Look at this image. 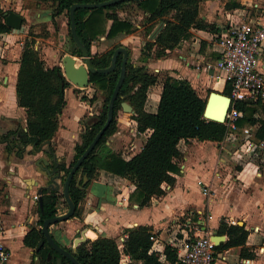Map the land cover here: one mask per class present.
Listing matches in <instances>:
<instances>
[{
	"label": "trees",
	"instance_id": "trees-1",
	"mask_svg": "<svg viewBox=\"0 0 264 264\" xmlns=\"http://www.w3.org/2000/svg\"><path fill=\"white\" fill-rule=\"evenodd\" d=\"M53 8L52 18L64 12L67 18V29L70 46L73 52L82 56L81 50L74 43L69 29V7L73 3L98 2L103 0H44ZM201 0H122L113 4L95 8H77L75 10L76 30L80 40L91 56L90 62L96 68L109 65L117 44L100 54H91L92 42L100 37L111 39L119 34H130L135 30L133 21L119 15L118 10L126 5H135L144 13L145 33L149 35L160 21L163 26L153 39L145 40L140 49L139 60L146 61L149 57L160 58L169 50L177 47L184 39L189 38L192 28L204 29L217 33L214 23H210L199 16ZM239 1L229 0L225 8H240ZM4 11L0 9V32L10 29L3 21ZM36 36L30 31L23 41V49L19 59V68L15 85L17 103L26 113V131L19 140L30 143L37 152L41 146L50 143L59 128V116L66 104L65 89L73 83L65 75L61 65L48 66L41 56L40 50L35 48ZM128 51V50H127ZM219 56L216 58L218 60ZM122 54L117 56L116 66L109 73H89V84L106 91V97L101 112L93 117L79 134V142L74 146L71 162L55 163L52 166L54 174H59L60 185L73 163L81 155L90 141L106 120L109 98L112 94L120 73ZM136 63L130 59L126 62V74L119 89L114 104L113 118L103 132L94 148L82 161L69 185L71 198L75 203L73 216L80 214V202L87 193V187L95 179L99 170H104L127 178L134 185L130 198L138 206L149 205L154 197L164 194L162 183L170 186L175 184V174L180 171L182 153L178 149L180 140L197 141L211 140L220 142L226 136L228 127L224 122H218L203 117L206 99L201 97L189 80L175 77L167 72H148L146 65ZM81 64V63H80ZM161 82V91L157 110L147 111L144 107L147 90ZM81 87H77L79 89ZM211 91V90H209ZM231 94V87L225 83L222 91ZM128 102L133 110V118L139 131L150 130L146 140L138 152L131 156H124L120 151L111 149L106 141L116 131V112L121 102ZM231 107L242 112L236 120L238 128L252 127V139L264 142V101L263 99L235 100ZM15 132L0 134V141L5 142V150L9 151ZM87 181L81 186L83 175ZM78 175L80 176L78 179ZM42 208L37 204L38 220L23 236V244L35 249L43 238L41 225L45 218L59 214L60 201L66 205L60 188L42 189ZM67 207V205H66ZM196 220V219H195ZM57 224V223H56ZM125 237L119 245L116 238L97 235L94 231L87 234L86 239L73 250L63 245L51 233L55 241L72 252L82 264H183L178 260L176 248L166 244L162 253L152 250L150 235L153 227L139 224L124 229ZM219 235H226L227 239L215 246L216 250H224L239 246L241 258H251L253 251L246 245L248 230L244 224L228 223L221 218L216 230ZM52 257L48 260L47 254ZM55 250L45 241L34 250L39 264H56ZM163 258V260H161ZM61 264H73L67 257H61Z\"/></svg>",
	"mask_w": 264,
	"mask_h": 264
},
{
	"label": "crops",
	"instance_id": "crops-1",
	"mask_svg": "<svg viewBox=\"0 0 264 264\" xmlns=\"http://www.w3.org/2000/svg\"><path fill=\"white\" fill-rule=\"evenodd\" d=\"M227 1L229 0H201L199 16L214 23L218 32L192 28L189 38L182 40L165 56L149 57L144 62L148 72L164 71L175 77L185 78L205 99L209 90L223 91L225 83L213 67L220 55L219 37L229 25L230 16L237 19V14L247 13L252 19L264 24V0H235L242 7L234 9L225 8ZM45 2L0 0V9L4 13L12 10L23 17L19 29L10 27L9 30L0 32V134L15 132L11 136L13 141L9 151L5 150L6 143L0 141V223L9 249L11 244H15L17 248L24 246L29 252L34 249L26 247L22 239L38 220L37 211H34V206L38 203L32 197L34 194H42L39 190L51 183V176L37 162L41 157L44 158L47 164H42L50 171H53L55 163L64 162L68 165L71 162L74 146L79 142L82 131L81 117L84 112L82 100L76 96L75 106L68 107L67 95L72 93V88L67 87L66 104L59 116V128L50 143L33 153L32 144L19 140L26 131V113L18 105L15 91L19 59L23 41L30 28L40 22H50L51 25L53 8ZM62 15H65L64 12L54 19ZM4 19L3 15V21ZM58 22L61 31L57 42L42 37L45 41L41 46L35 44L48 66L60 65V51L68 35V31L66 33L63 29L67 20L61 19ZM50 25L47 26L49 31L52 29ZM123 35L127 37L128 34ZM134 37L140 41L139 36ZM103 39L100 37L101 41ZM136 40L134 44H139ZM68 47L71 46L68 44ZM135 49L137 51L134 57H139L140 47ZM260 56L259 70L264 73V40ZM208 65L211 68H207ZM161 86V82H158L148 88L144 105L147 111L157 110ZM146 131L147 137L150 130ZM221 146L220 142L211 140H180L178 149L182 158L179 162L180 171L175 174V184L170 186L162 183L164 194L154 197L149 205L142 207L130 198L133 183L125 177L99 170L80 202L79 216L60 221L63 233L68 239H75L78 231L82 234L89 228L91 230L88 233L96 231L118 240L125 235V228L147 224L153 227V234L157 238L155 249L162 253L166 244L174 246L188 235L187 229L179 228L180 216H187V225L193 222L201 225V230L209 235L210 231L216 232L219 221L224 217L228 223L245 225L248 230L246 245L254 253L251 258H241L240 247H230L227 249L228 262L264 264V148L257 151L260 160H254L252 157L256 152L245 158L241 151L230 148L228 152ZM230 154L234 155V161L230 160ZM56 181L60 183L61 180L57 178ZM192 187L200 190L199 199L191 197ZM203 187L207 188V194L202 192ZM213 219L215 222L211 224ZM57 224L49 226L54 236L55 228H59L55 226ZM226 239L225 235L223 241ZM35 259L38 260V257L35 256ZM12 260L11 252V263Z\"/></svg>",
	"mask_w": 264,
	"mask_h": 264
},
{
	"label": "built area",
	"instance_id": "built-area-1",
	"mask_svg": "<svg viewBox=\"0 0 264 264\" xmlns=\"http://www.w3.org/2000/svg\"><path fill=\"white\" fill-rule=\"evenodd\" d=\"M237 16V19L230 16L229 25L219 37L220 55L213 67L224 83H228L231 87L229 96L232 101L224 121L228 131L220 143L221 148L227 151L229 147L226 143H230L233 150L235 140L242 136V142L234 146L235 150L241 151L242 154L253 155L264 148V142H257L251 138L252 127H237L236 120L242 116V112L231 106L235 100L256 101L264 98V73L259 70L264 24L252 19L247 13ZM128 17L134 22L133 18ZM207 68H211V65ZM202 192L207 194V188L203 187ZM38 197L39 195L34 194L32 199L37 202ZM124 237L125 235L117 240L119 245L122 244ZM150 240L151 249L157 251L155 249L157 238L153 233L150 235ZM215 246L216 243L209 234L195 232L194 236L188 234L173 247L176 248L178 260L183 264H229L228 250H216ZM10 258L11 251L4 240V231L0 223V264H10ZM164 264L167 262L164 261Z\"/></svg>",
	"mask_w": 264,
	"mask_h": 264
},
{
	"label": "rangeland",
	"instance_id": "rangeland-1",
	"mask_svg": "<svg viewBox=\"0 0 264 264\" xmlns=\"http://www.w3.org/2000/svg\"><path fill=\"white\" fill-rule=\"evenodd\" d=\"M46 5L49 4V2H45ZM118 13L120 16L122 17H127L128 19H130L127 15H129L131 18L134 19V27L135 30L130 33V35L128 34L127 37H123L125 35L123 34H119L114 38L108 39L105 38L104 36H100L102 38H104L102 41L100 40V37L96 38L90 47L91 50V54H100L103 53L105 51H107L108 49L112 48L113 46L117 45V44H121L123 46H125L128 50V59L136 62V63H143L144 61L139 60L138 57H134L135 53H136V49L135 47H141L143 46L145 40L150 39L149 35H146L145 33V26L146 23L144 22V13L142 11H140L138 8L135 7V5H126L124 7H122L121 9L118 10ZM67 20L65 15L62 16H57L56 20L52 19L51 21V25L50 22H40L36 25H33L29 32L32 31L34 34L37 33L38 36H36V43L39 46H41V44L45 41L42 39V37L45 38H50L53 41L57 42L59 37H58V33L61 31L60 30V23L58 22V20ZM67 24V23H66ZM50 25L52 27V29L49 31L47 26ZM157 25V24H156ZM155 25V27H156ZM154 27V28H155ZM153 28V29H154ZM64 31L67 33L68 29H67V25L63 26ZM62 29V31H63ZM28 32V33H29ZM27 33V34H28ZM135 35L140 37V41L136 40L137 38L134 37ZM38 37V38H37ZM131 37V38H129ZM126 38V39H123ZM123 39V41H122ZM138 41L137 43L139 44H134V42ZM70 37L69 35L66 36V41L64 42V44L62 45V49L60 51V65L64 67V61L65 60V56H70L74 59V65L75 67H77L80 63H83V58L82 56L77 55L75 52H73V48L71 49V47H68V44H70ZM140 52V51H139ZM160 74L164 73V71H160ZM72 88V93H68L67 98H68V107H74V99L75 96L79 99L82 100V104H83V108H84V112L83 115L81 117V127L82 130L84 129L85 125L93 118L95 117L99 112H101L102 109V105L104 103V99L106 97V91L99 89L97 86L93 85V84H89L86 87L83 88H79L77 89L78 86H76L75 84H72L70 86ZM69 88V87H68ZM74 94V95H73ZM147 99V98H146ZM146 102V100H145ZM133 114L129 111H125L122 109V107H119L118 111L116 112V131L114 132V134L110 135L106 141L107 145L113 149L114 151H120L124 156H131L133 154H135L136 152H138L142 142L144 141L147 131H139L137 126H136V122L135 119L133 118ZM236 144L234 146H237L238 144H240L242 142V136H239L237 140H235ZM227 146H229V149L231 148L230 143H226ZM233 146V149H235V147ZM261 151V150H259ZM242 155V154H241ZM228 156V155H227ZM232 156L234 155H229L230 160L234 161V159H232ZM245 158H249V156L251 157L252 155H248V154H243L242 155ZM241 157V156H240ZM260 154L259 153H255V155H253V159L254 160H260ZM79 175H78V179H79ZM200 191V190H199ZM197 191L196 188L192 187L191 189V197L192 198H200V192ZM61 192H62V186H61ZM62 201V200H61ZM59 203V211H61L62 214L67 210L66 205L61 202ZM36 205L34 206V211H36ZM206 212V211H205ZM73 217V216H72ZM70 217V218H72ZM187 216H180L178 218L179 221V228H185L187 229V232L189 235L194 236V233L197 232L199 234H205L206 232H203L201 230V225L197 224L196 222H193L190 225H187L185 220H186ZM216 219V218H215ZM215 219L212 220L211 224H213L215 222ZM66 221V220H65ZM61 224L60 222H58L57 227L59 228H55V237L59 240V242L64 243L65 246L71 247L72 249H75V243H74V238H67L66 235L63 233L64 231L61 228ZM88 230L91 229H86L84 233L80 234V232L78 231L76 233V237L75 238H80V239H86L87 234H88ZM94 233L97 235H100L98 233H96V231H94ZM208 234V233H206ZM213 234V231H210V236ZM214 240V239H213ZM216 242V240H214ZM17 246L15 244H11L10 245V249L12 252V263L10 262V264H39V261L35 259V255L33 253V249L31 248V250H33L32 252H29L24 246H21L19 248H17ZM14 256V257H13ZM230 264V262H229Z\"/></svg>",
	"mask_w": 264,
	"mask_h": 264
},
{
	"label": "water",
	"instance_id": "water-1",
	"mask_svg": "<svg viewBox=\"0 0 264 264\" xmlns=\"http://www.w3.org/2000/svg\"><path fill=\"white\" fill-rule=\"evenodd\" d=\"M122 1V0H103L98 2H83V3H73L69 7V29L71 37L74 41V43L77 45V47L82 52V58L83 63L79 64L77 67L74 65V59L70 56H65L64 61V71L65 75L68 79L72 81L73 84H75L78 87H86L89 85V73H109L112 71L116 66V60L117 56L121 53L122 54V61H121V67H120V73L118 76V79L116 81V84L114 86V89L112 91V94L109 98L108 105H107V112H106V120L102 127L98 130V132L95 134L93 139L90 141V143L87 145V147L84 149V151L81 153V155L76 159V161L71 166L70 170L68 171L67 175L65 176V179L62 183V194L63 199L66 202L67 210L62 213L55 215L53 217L45 218L41 225V232L43 234V238H41L38 242L37 247H35L34 250H38L43 243L46 241L53 250H55V261L56 264H61V257H67L73 264H82L80 263L77 258L74 256L72 252L64 248L63 246L59 245L55 239L52 237L51 232L49 230V226L51 224L58 223L60 221L67 220L68 218L72 217L75 212V203L73 199L71 198L70 192H69V185L70 182L74 176V173L81 165L82 161L86 158V156L89 154V152L94 148L97 141L102 136L105 129L110 124L112 118H113V110H114V104L115 100L117 98L119 89L123 83V80L125 78L126 74V62L128 59V51L127 48L123 45L118 46L114 49L111 60L108 66L96 68L92 66L90 62L91 56L89 55L86 47L84 46L83 42L80 40L77 30H76V22H75V10L77 8H95V7H101V6H107L110 4H113L115 2ZM4 21L5 24L8 27L19 29L21 27L22 19L23 17L12 10L6 11L4 13ZM163 26V22L160 21L156 27L152 30V32L149 34V38L153 39L156 34L160 31V29ZM231 98L228 95H225L222 93V91H216L211 90L208 92L206 97V102L203 110V117L206 119L218 121V122H224L226 119V115L228 113L230 104H231ZM121 107L125 111H129L131 113H134V110L132 106L126 102H121ZM43 163L47 164V161L44 158H40L37 164L41 167V169H44L48 175L51 176V183L47 185V189L50 188H59L60 184L56 181L57 178H59V174H54L53 171H50L46 166H44ZM87 181V175H83V180L81 183V186ZM42 193V189L39 190V193ZM37 203L40 208H42V195L40 194L37 200ZM211 239L216 240V245H218L221 241L225 239V235H219L216 232H214L211 236ZM85 238L82 240L80 238H75L74 243L75 246H77L79 243L83 242ZM213 240V241H214ZM74 250V249H73ZM52 255L51 253L47 254L48 260L51 259Z\"/></svg>",
	"mask_w": 264,
	"mask_h": 264
}]
</instances>
